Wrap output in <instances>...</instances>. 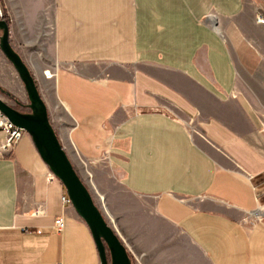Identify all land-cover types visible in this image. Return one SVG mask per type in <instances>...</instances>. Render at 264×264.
Returning <instances> with one entry per match:
<instances>
[{
	"label": "crops",
	"instance_id": "obj_1",
	"mask_svg": "<svg viewBox=\"0 0 264 264\" xmlns=\"http://www.w3.org/2000/svg\"><path fill=\"white\" fill-rule=\"evenodd\" d=\"M0 1L10 32L50 30L54 79L32 64L64 148L142 202L117 221L134 264H264V0ZM48 171L28 134L0 159V264H99Z\"/></svg>",
	"mask_w": 264,
	"mask_h": 264
},
{
	"label": "water",
	"instance_id": "obj_2",
	"mask_svg": "<svg viewBox=\"0 0 264 264\" xmlns=\"http://www.w3.org/2000/svg\"><path fill=\"white\" fill-rule=\"evenodd\" d=\"M10 25L0 20V50L13 65L24 84L29 111L8 104L0 97V111L16 126L23 128L49 170L63 184L76 215L87 226L99 264H132L128 249L116 231L107 224L67 156L49 118V112L29 66L9 40ZM0 92H5L0 87ZM19 104V103H18Z\"/></svg>",
	"mask_w": 264,
	"mask_h": 264
},
{
	"label": "rangeland",
	"instance_id": "obj_3",
	"mask_svg": "<svg viewBox=\"0 0 264 264\" xmlns=\"http://www.w3.org/2000/svg\"><path fill=\"white\" fill-rule=\"evenodd\" d=\"M5 1L6 3H16V0ZM22 26V23H17L16 21L11 23V32L9 40L13 48L21 56L23 61L29 66L38 87H41L38 72L33 68L32 63H39L41 68H45L46 65H53V61L55 60L52 59L50 53H48L50 51V39H48L47 34L50 30L48 26L46 27V25L43 24L44 28L41 27V29L33 35H25L23 33L25 30L22 29ZM42 31L43 33L40 34L39 39L36 40V34ZM31 40H35L36 42L34 44H28V41ZM0 87L5 91L4 93L0 92V97L5 102L15 107H18L19 103V105L23 107L22 109H24L25 111H29V108L27 107L29 100L24 84L22 83L13 65L8 61V59L4 56L1 50ZM55 104H57L55 105V108L52 106L51 102L49 103V108L47 106L49 118L53 127H56L58 133L62 135L63 131H69L67 115L64 109H62V107L57 102ZM182 121L187 129L191 128L192 123L190 121ZM65 141L66 148L64 149L67 152V156L70 159L74 170L76 171L84 185L87 187L94 204L103 215L107 224L111 226L120 237L121 232L117 221H120V223L122 222V227H126L127 231H129L131 228L128 225H124V220L128 219L129 217H140V214L142 212L140 210V207L143 205L142 202L138 198L132 196L121 188L118 183V180L111 172L107 160L103 158H100L98 160H88L84 158L79 152H77L73 146H70L66 139ZM101 197H103V201ZM261 201L264 202V197L261 198ZM244 217L249 216L244 214L240 216V218ZM132 264L134 263L132 262Z\"/></svg>",
	"mask_w": 264,
	"mask_h": 264
},
{
	"label": "built area",
	"instance_id": "obj_4",
	"mask_svg": "<svg viewBox=\"0 0 264 264\" xmlns=\"http://www.w3.org/2000/svg\"><path fill=\"white\" fill-rule=\"evenodd\" d=\"M6 13L2 2L0 1V20H4ZM254 20L256 23H264V13L257 8L254 14ZM59 64L55 62L52 66L42 70L41 75L49 80H53L56 72L58 70ZM28 134L23 128L13 124L1 111H0V159L9 156L21 138ZM48 181L57 179V177L49 170L47 172ZM61 202L63 206H71L70 200L65 193L61 197ZM46 208L45 204L39 202L35 205L32 212L33 216H43L45 215ZM64 228L63 216H57L52 225V229L56 232H62Z\"/></svg>",
	"mask_w": 264,
	"mask_h": 264
},
{
	"label": "flooded vegetation",
	"instance_id": "obj_5",
	"mask_svg": "<svg viewBox=\"0 0 264 264\" xmlns=\"http://www.w3.org/2000/svg\"><path fill=\"white\" fill-rule=\"evenodd\" d=\"M18 108H21V109H22L23 107H22V106H20V105L18 104Z\"/></svg>",
	"mask_w": 264,
	"mask_h": 264
},
{
	"label": "trees",
	"instance_id": "obj_6",
	"mask_svg": "<svg viewBox=\"0 0 264 264\" xmlns=\"http://www.w3.org/2000/svg\"><path fill=\"white\" fill-rule=\"evenodd\" d=\"M6 19V18H5ZM7 20V19H6ZM18 108V107H17ZM21 111H25L24 109L19 108Z\"/></svg>",
	"mask_w": 264,
	"mask_h": 264
},
{
	"label": "bare ground",
	"instance_id": "obj_7",
	"mask_svg": "<svg viewBox=\"0 0 264 264\" xmlns=\"http://www.w3.org/2000/svg\"><path fill=\"white\" fill-rule=\"evenodd\" d=\"M102 201H103V197H101ZM258 213V212H257Z\"/></svg>",
	"mask_w": 264,
	"mask_h": 264
}]
</instances>
